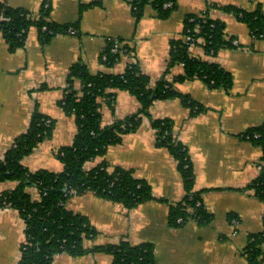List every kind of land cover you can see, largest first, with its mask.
Returning a JSON list of instances; mask_svg holds the SVG:
<instances>
[{
    "label": "crops",
    "instance_id": "0c3cea01",
    "mask_svg": "<svg viewBox=\"0 0 264 264\" xmlns=\"http://www.w3.org/2000/svg\"><path fill=\"white\" fill-rule=\"evenodd\" d=\"M21 8L34 17L48 11L46 20L57 26L73 25L43 44L40 31L33 27L23 47L14 51L0 32V159L15 140L25 133L35 111L55 124L50 139L40 144L24 159L31 171L46 169L62 172L58 151L71 145L77 133L73 117L58 105L65 94L70 68L83 64L91 75L121 74L129 64H137L155 83L163 75L171 43L184 39L185 20L207 11L212 20L225 24L227 39L239 46L221 49L208 56L203 41L190 52L220 65L232 74L230 91L212 88L200 79L175 85V90L189 96L204 110L198 114L182 98L157 101L151 108L153 119L169 120L173 134L189 154L195 174L194 191L199 193L209 222L188 220L170 223L171 206L184 201L187 193L178 162L158 146L156 131L149 118H143L137 132L124 137L121 144L108 148L104 157L86 164L90 170L102 162L110 167L133 172L147 182L153 199L127 209L120 204L86 193L75 195L67 204L69 210L87 217L96 230L85 247L149 244L154 248L157 264H248L244 255L251 235L264 231V201L249 186L261 175L264 160L260 146L245 139L252 128L264 125V34L256 36L233 13L220 7H235L254 12L264 0H177V9L162 20L152 4L137 20L132 6L125 0H1ZM89 6L81 14V7ZM116 42L121 57L113 66L103 63L104 51ZM184 72L183 66L171 70L169 80ZM116 93L113 107L108 99H99L102 123L108 126L134 114L140 107L137 98L122 90ZM16 183H0V195L12 191ZM39 201L40 192L30 188ZM26 225L15 209L0 207V264H19L25 243ZM53 264H114L109 254H86L73 257L57 254Z\"/></svg>",
    "mask_w": 264,
    "mask_h": 264
},
{
    "label": "trees",
    "instance_id": "16d2710c",
    "mask_svg": "<svg viewBox=\"0 0 264 264\" xmlns=\"http://www.w3.org/2000/svg\"><path fill=\"white\" fill-rule=\"evenodd\" d=\"M104 0H95L92 5H101ZM132 8L137 20H140L148 5L152 4L157 17L166 20L177 9V0H125ZM172 4L171 7L166 5ZM92 5H83L81 14ZM215 5H209L207 11L200 15H192L185 20L184 39L171 43L169 58L163 75L155 83L145 75L137 64H129L121 74L91 75L83 64H75L70 68L67 87L59 107L73 117L77 133L73 143L58 151V158L63 163L62 172L46 169L31 171L24 164L25 158L53 135L55 124L46 125L48 117L35 111L29 127L20 135L13 146L0 159V183L13 182L16 187L0 195V207L9 206L17 210L24 219L25 243L19 264H53L57 254L67 253L73 257L86 254H109L114 264H157L154 248L149 244L133 246L128 242L117 245L85 247V241L96 235V230L89 219L68 209L67 204L76 195L86 193L120 204L127 209L153 199L150 185L134 177L133 172L123 168H111L107 162L87 170L86 164L99 157H104L110 146L121 144L124 137L135 133L142 125L143 118H149L156 131L158 146L166 148L178 162L186 197L183 202L171 206L170 223L183 224L188 220L201 223L209 222L199 193L194 191L195 174L185 145L175 138L174 125L169 120H157L151 116V108L157 101L182 98L185 105L193 113L204 109L189 96L179 94L174 88L176 84L194 79L206 82L212 88H224L230 91L233 86L232 74L216 63L193 56L190 44L185 42L186 36L193 39L204 38L203 48L208 56H215L221 49L234 47L233 40L227 39L225 24L209 18V11ZM227 13L235 14L246 24L252 34H264V13L259 7L254 12L238 8L220 7ZM40 17H34L21 8H13L0 0V32L12 51L23 47L26 35L36 27L40 31L43 44H47L55 35L67 32L73 25L59 27L45 19L48 11L43 9ZM8 21L1 20V17ZM46 28L47 30H44ZM196 42V41H195ZM111 43L104 51L107 57L103 63L113 66L121 57L122 50ZM114 48L117 52L113 53ZM183 66L184 72L169 80L171 70ZM122 90L135 96L140 107L132 115L104 126L100 111L99 99H108L113 107L116 93ZM264 153V125L252 128L244 136ZM264 160V156H263ZM36 188L41 195L39 201L32 198L29 189ZM255 195L264 201V166L261 175L249 186ZM183 219V222L179 220ZM248 264H264V231L251 235L244 253Z\"/></svg>",
    "mask_w": 264,
    "mask_h": 264
},
{
    "label": "built area",
    "instance_id": "2783aa9c",
    "mask_svg": "<svg viewBox=\"0 0 264 264\" xmlns=\"http://www.w3.org/2000/svg\"><path fill=\"white\" fill-rule=\"evenodd\" d=\"M172 6V4H168V5H166V7H171ZM1 20H3V21H8L9 19L8 18H4L3 16L1 17ZM44 30H47L46 28H44ZM70 34H75L76 33V31L73 29V28H70L69 29V31H68ZM196 41V42H195ZM201 41H203V43H205V40H204V38H198V39H193L191 36H186L185 37V42L188 44H190V46H189V48L191 47V46H193L194 44H196V43H198V42H201ZM233 45L236 47V46H239V42L237 41V40H233ZM116 53L117 52V48H114V50H113V53ZM106 59H107V57L104 55L103 56V60L104 61H106ZM52 124V119H48L47 121H46V125L47 126H50ZM71 194H73L74 196L76 195V191L75 190H71ZM4 210H9V209H11L9 206H6V207H4L3 208ZM180 222H183V219H180L179 220Z\"/></svg>",
    "mask_w": 264,
    "mask_h": 264
}]
</instances>
